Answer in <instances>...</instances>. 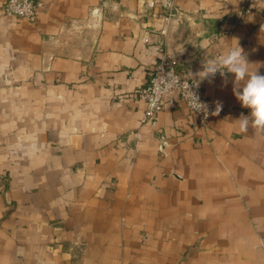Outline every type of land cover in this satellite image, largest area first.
<instances>
[{
    "label": "crops",
    "instance_id": "obj_1",
    "mask_svg": "<svg viewBox=\"0 0 264 264\" xmlns=\"http://www.w3.org/2000/svg\"><path fill=\"white\" fill-rule=\"evenodd\" d=\"M0 0V264H264V131L234 76L202 79L201 122L174 99L142 122L137 95L167 51L195 78L239 45L264 75V17L242 0H38L35 22ZM202 77H196L200 79Z\"/></svg>",
    "mask_w": 264,
    "mask_h": 264
},
{
    "label": "built area",
    "instance_id": "obj_2",
    "mask_svg": "<svg viewBox=\"0 0 264 264\" xmlns=\"http://www.w3.org/2000/svg\"><path fill=\"white\" fill-rule=\"evenodd\" d=\"M145 3L147 9H159L166 21L182 18L183 14L175 7L174 0H145ZM42 6V3L38 0H5L1 11L6 18L33 23ZM241 10L244 17H239L236 22L223 27L221 29L223 33L231 34L237 26L245 24L246 21H253L257 16L264 17V0H242ZM218 55L220 54H214L212 58ZM229 75L232 74H227V76ZM221 77L217 73L214 77H208L207 79H218ZM188 84L190 90L198 97L199 102L206 105L205 110L195 111L191 106L192 100L188 93ZM137 95L145 103L142 119L144 123L155 122L158 114L167 105H173L174 99L185 103L201 122H206L210 114L216 110V106L203 96L202 80H199L197 85L194 83V78L178 73L173 59L164 50L159 53L158 61L150 79L144 87L137 90Z\"/></svg>",
    "mask_w": 264,
    "mask_h": 264
},
{
    "label": "clouds",
    "instance_id": "obj_3",
    "mask_svg": "<svg viewBox=\"0 0 264 264\" xmlns=\"http://www.w3.org/2000/svg\"><path fill=\"white\" fill-rule=\"evenodd\" d=\"M251 65L243 49L237 45L215 58L204 60L203 68L196 74V77H202L199 79L202 80L219 73L226 85L228 83L227 74H233V93L242 107L250 109L248 116L241 115L238 119L241 131H247L249 125L264 131V75L258 74L257 70H251ZM195 78L194 83L198 85L199 80ZM187 87L192 100L191 106L195 111L205 110L206 105L199 102L198 97L190 90L189 84ZM220 107L221 105L217 102L214 114H218Z\"/></svg>",
    "mask_w": 264,
    "mask_h": 264
}]
</instances>
